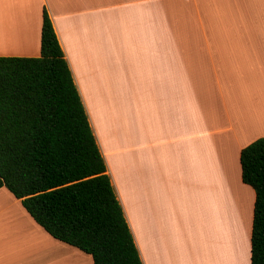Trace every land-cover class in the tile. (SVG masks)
Returning <instances> with one entry per match:
<instances>
[{"label": "crops", "instance_id": "obj_1", "mask_svg": "<svg viewBox=\"0 0 264 264\" xmlns=\"http://www.w3.org/2000/svg\"><path fill=\"white\" fill-rule=\"evenodd\" d=\"M43 8L143 264H251L255 191L239 159L264 137V33L247 28L262 27L264 0H0V56L40 55ZM177 27L217 37L175 38ZM112 95L134 98L123 150L95 120L96 97ZM0 264L93 261L2 186Z\"/></svg>", "mask_w": 264, "mask_h": 264}, {"label": "trees", "instance_id": "obj_2", "mask_svg": "<svg viewBox=\"0 0 264 264\" xmlns=\"http://www.w3.org/2000/svg\"><path fill=\"white\" fill-rule=\"evenodd\" d=\"M255 191L251 264H264V137L242 148ZM93 264H143L85 106L42 11L40 55L0 56V187Z\"/></svg>", "mask_w": 264, "mask_h": 264}, {"label": "rangeland", "instance_id": "obj_3", "mask_svg": "<svg viewBox=\"0 0 264 264\" xmlns=\"http://www.w3.org/2000/svg\"><path fill=\"white\" fill-rule=\"evenodd\" d=\"M255 24L256 25L261 24L262 27H247V28L252 29V31L254 29H258V30L263 29V33H264V15L260 17V20L258 19V17H255ZM186 28L188 29V31H183V27H177L178 30H176L175 38L183 39V38H188V37H195V38H203V39H215L217 37L216 27H186ZM243 28H246V27H238L239 30ZM85 97L84 99L86 100L87 98ZM95 97L90 96L91 100L95 99ZM96 99H98L99 102L97 103L96 101H94L93 110H95V120L99 121L96 124L99 130V135L101 136V139L103 138V134H104L103 124L106 123L107 126L112 127L111 135L113 137V142L115 141L114 147L116 149L119 147L120 150H123L124 144H125L124 142H126L127 140L128 141L133 140L134 138V98L133 96L112 95L109 101L105 100V96L103 98L104 100L102 99L101 96H97ZM103 101L106 103V110L104 112L102 111ZM103 113H104V116H103ZM126 133H129V135L125 136ZM110 145H111L110 149L112 151L111 156H113V159L115 158L118 159V155L114 151L113 143ZM114 163H115L114 168L116 171L118 165L115 161ZM235 170L236 168L235 169L231 168L228 171V173L232 171V174L234 175ZM216 178L218 179L217 175H216ZM227 179L230 182V178L227 177Z\"/></svg>", "mask_w": 264, "mask_h": 264}, {"label": "bare ground", "instance_id": "obj_4", "mask_svg": "<svg viewBox=\"0 0 264 264\" xmlns=\"http://www.w3.org/2000/svg\"><path fill=\"white\" fill-rule=\"evenodd\" d=\"M4 17H7V16H4ZM6 19H9V18L7 17ZM2 46H8V45H5V44L2 43L1 40H0V47H2Z\"/></svg>", "mask_w": 264, "mask_h": 264}]
</instances>
